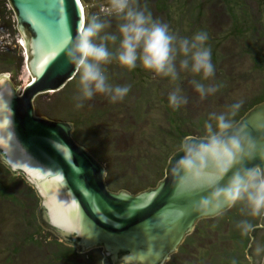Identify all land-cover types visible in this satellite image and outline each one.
<instances>
[{"label":"water","instance_id":"obj_1","mask_svg":"<svg viewBox=\"0 0 264 264\" xmlns=\"http://www.w3.org/2000/svg\"><path fill=\"white\" fill-rule=\"evenodd\" d=\"M7 1L18 30L29 36L33 79L20 94L14 82L0 78V162L35 190L40 225L64 244L79 253L101 248L103 264H168L199 220L228 210L219 200L205 214L193 211L208 195L204 185L213 183L211 175L198 185L175 176L176 152L155 187L138 194L110 190L108 165L74 139L73 125L36 116L40 95L60 91L77 76L64 51L85 23L81 0ZM237 124L264 147V102ZM250 238V264H264V214Z\"/></svg>","mask_w":264,"mask_h":264},{"label":"rangeland","instance_id":"obj_2","mask_svg":"<svg viewBox=\"0 0 264 264\" xmlns=\"http://www.w3.org/2000/svg\"><path fill=\"white\" fill-rule=\"evenodd\" d=\"M147 1L152 2L156 7L155 13L159 20H164L165 16L170 14L166 22H163L180 36L190 37L198 31L208 33L215 75L210 80L201 82L207 86L221 85V87L215 95L201 99L191 83L193 79L199 80V76L181 73V79L172 83L167 78L154 76L138 65L135 70L128 72L129 75L127 74L132 81V85L130 84L132 88L125 102L123 100L112 105L107 96L102 94L94 96L91 100V109L94 107L99 109L103 106L106 109L102 116L97 117L96 123L86 128H96L106 143H113L114 149L109 151L110 153L100 154V157L104 159L103 163L114 164V168L117 169V171L113 170L114 175L111 180L116 188L141 189L140 186L143 183L153 182L156 174L152 170L150 172V168L159 164L165 156V149L171 143L166 133L171 130L172 125L175 124L176 136H181L187 131L193 134L192 137H199L204 131V123L210 113L219 114L226 110V106L242 102L239 115L240 111H246L264 95V69L255 58V55H258L264 60V40L252 39L253 33H250L252 25L260 27L264 33V0H230L229 5L232 6L230 16L225 10V0H220L221 2L214 0ZM81 2L86 11L85 22L91 15L100 14L102 7L107 4V0H81ZM5 4L6 1L0 0V78H7L14 82L21 94L24 87L33 79L27 66L26 45L29 36L27 35L26 38L18 30L16 16L9 2L7 6ZM243 9L249 14L244 24L241 23ZM109 22L112 24L109 31L115 32L114 24L117 22L113 19ZM250 39H252L251 42ZM247 46L251 47L250 50L252 49L253 52H248ZM2 59H6L8 63H2ZM6 67L12 70L4 72L3 69ZM106 67L109 76L114 74L118 76L119 71L123 73L121 74L123 77L126 76V69L115 62ZM74 87L70 86L69 91H72ZM176 87L181 89V94L187 100V103L178 109L171 107L168 102L169 94ZM60 91L40 95L36 116L59 120L52 117L50 111L59 108L57 95ZM83 111L88 115L86 109ZM238 115L235 117L236 120L239 118ZM62 117L60 121H68L65 119L69 117L68 115ZM74 129L75 126L73 131ZM138 166H141L140 174L137 173ZM12 176L15 177L12 179L14 181L12 192L30 191L31 186L26 181L21 182L18 174L9 175L0 168V182L5 178L10 180ZM39 203L38 198L36 216ZM261 216L256 219L257 225ZM20 217L19 208L7 200L0 201V264H71L72 262L103 264L101 248L85 253H79L76 250L77 253L69 256L70 258L57 261L55 252L67 251L66 249L70 246L64 244L53 232L44 229L37 217L35 222L38 223L37 227H31L30 230L25 228L26 225ZM222 224L223 235H219L215 229L211 231L203 226V238L190 240V245L185 247V251L178 250L176 256L168 260V264H211V259L205 255V250L207 251V248L214 243L218 244V249L234 255L235 245L228 240L229 227L223 222ZM194 232L196 230H192L190 235ZM28 234L29 237L26 236ZM32 240L35 243H32ZM58 242L61 244L56 245ZM239 260H242L244 264H250L247 256Z\"/></svg>","mask_w":264,"mask_h":264},{"label":"clouds","instance_id":"obj_3","mask_svg":"<svg viewBox=\"0 0 264 264\" xmlns=\"http://www.w3.org/2000/svg\"><path fill=\"white\" fill-rule=\"evenodd\" d=\"M111 19L117 22L115 32L109 31ZM208 41L205 31L190 37L173 32L167 23L141 7L139 0H107L102 12L87 18L64 51L66 63L78 76L76 106L83 107L97 94L107 96L112 103L129 94L131 85L110 82L106 66L113 62L128 71L139 65L172 83L181 79V73L199 76L191 83L200 98L215 95L221 85L201 82L215 75ZM168 102L178 109L187 100L176 87ZM241 107L242 102H236L219 114L210 113L203 135L185 137L177 146L180 158L172 166L175 176L187 177L194 185L205 175L213 179L212 184L204 185L208 195L194 205L195 212L205 214L222 200L228 209L241 205L249 216L264 214V147L246 126L237 124L235 117ZM236 227L245 235L252 229L248 220H240Z\"/></svg>","mask_w":264,"mask_h":264},{"label":"trees","instance_id":"obj_4","mask_svg":"<svg viewBox=\"0 0 264 264\" xmlns=\"http://www.w3.org/2000/svg\"><path fill=\"white\" fill-rule=\"evenodd\" d=\"M6 1V6L8 5V1ZM214 1H219L220 0H214ZM140 6L141 7H146L148 11H150L154 18L159 19V17L156 15L155 13V8L154 4H152V2H149L147 0H140L139 1ZM226 2V6H225V10L226 12H229V16L231 15V9L229 5L230 0H225ZM142 3V4H141ZM164 7V6H163ZM229 7V8H228ZM244 8V7H243ZM163 10V8H161ZM244 10V9H243ZM9 13L12 14V11L9 10ZM170 16V14L166 15L164 20L161 19V21H165L168 19V17ZM249 14L246 10L243 11V18H242V22L244 24V22L246 21V19L248 18ZM115 21V19H113ZM246 24V23H245ZM114 26L116 27V24H114ZM251 27H253L252 29H250V33L252 34V39H263L264 40V33L262 32L261 28L258 26H254L252 25ZM246 28H248V25H246ZM246 31L249 32L248 29H245ZM112 32H114L113 30H110ZM243 32V29H242ZM250 39V42L251 40ZM256 41V40H254ZM109 48L111 50L113 49L112 45H109ZM251 47L247 46V50L248 52H253V50L251 49ZM257 62L260 64V67L262 69H264V60L261 56L255 55ZM6 59H2L1 62L3 63H8V61H5ZM12 68L10 67H6L3 69L4 72H9L11 71ZM125 77H123V73L121 71H119L118 76L117 75H112L109 76V78L112 77V79H110V82L114 83V84H120V85H124L121 83H128L129 85H132V81L130 79V77H127L129 75V71L125 70ZM131 72V71H130ZM122 74V75H121ZM128 74V75H127ZM125 78V79H124ZM77 78H73L70 82L67 83V85L63 88L62 91L59 92L58 99L57 101H59L58 103V107L59 108H55L56 110H52L50 111V115L52 117H55V119H59L61 120L63 117L62 116H66L68 115L69 117H65L66 120H68L67 122L73 123V126H75V129L73 131V136L74 139L82 144L83 146H85L88 150H90V152L98 158V160H100L101 162L104 161V159H102L100 157V154H107L110 153L109 151L114 149V145L113 143H106L104 141L103 136L99 133V131L96 128L93 127H89L86 128V126H90L92 123H96L97 122V117L102 116L105 109L104 106L103 107H99L98 108H92L91 105V100L90 101H86L83 104V107H77V95H78V89H77ZM125 80V82H124ZM120 82V83H118ZM70 83V84H69ZM73 83V84H72ZM127 84V85H128ZM76 85V86H75ZM72 86L74 88H72V91H69V87ZM132 88V87H131ZM129 95V94H128ZM127 95V96H128ZM126 96V97H127ZM126 97L123 99L124 102L126 101ZM122 100V101H123ZM264 102V95H262L261 97L258 98V101L253 103L246 111H240L239 113V118L236 120V122H238L251 108H253L255 105ZM112 105H114L111 102ZM83 109H86V111L88 112V115L85 114V112L83 111ZM84 112V113H83ZM90 113V115H89ZM61 115V116H60ZM171 121V119H170ZM172 122V121H171ZM173 124V123H172ZM174 127L175 124L172 125L171 130L167 131L166 134L169 135V138L171 139V143L169 144V146L166 147V154L165 156L162 157L161 161L159 162V164H156L154 166H151L150 168V172L151 170L154 171L155 178L153 180L152 183H143L140 188L141 189H134V188H128V187H121V188H116L114 186V184L112 183V178L114 175L113 170L115 169L114 164L110 165L109 162H106V164L110 165L109 170L107 169V176H106V182L107 185L109 187L110 190L114 191V192H118L120 190H128L129 192H131L132 194H138L144 190H147L149 188L155 187L159 181H161L164 177V172H165V168L168 164L169 158L176 153L177 151V146L178 144L185 138L188 136H193V134L188 133L187 131L185 133H183V135H179L176 136V133L174 131ZM84 128H86L84 131ZM82 133H84L82 135ZM201 135H203V133H200ZM200 135V136H201ZM81 137V138H80ZM84 138V139H82ZM103 140V141H102ZM109 167V166H108ZM0 168L4 169V171L9 174L12 175L10 173V171L4 167L3 164L0 163ZM139 171L137 173L140 174L141 172V166H138ZM144 168V167H143ZM114 171H117V169H115ZM149 172V171H148ZM15 177L12 176L9 178H5L4 181L0 182V201H9L10 203H12L13 205H15L17 208H19V210L21 211V220L23 222V224L26 225L25 228L29 229L31 227H37L38 223L36 224L35 222L37 221L36 219V215H35V209L36 207H38V196L36 194V192L34 191V189L32 187H30V191H27V193H24L23 191H16L15 193L12 192V188L14 187V181L12 179H14ZM23 178L20 176L19 180L21 182L25 183V180H22ZM11 184V185H10ZM242 206L241 205H237L236 207H233L231 209H228L222 213H220L219 215L213 217V218H206V219H201L199 220V222L197 223L195 230L196 232H194L192 235L186 237V239H184V242L181 244L180 248L178 250L180 251H185V247H187V245L189 246V242L190 240L193 241V238H195L196 240L203 238L202 236V231H203V226L205 227V229L207 230H211L214 231V229L217 231V233H219V235H223L224 233L222 232V227H223V223L227 224V226L229 227V238L228 240L231 241L234 245H235V254H231L230 252H226L225 250H221L218 249V244L214 243L211 246H209L207 248V251L205 250V255L208 257H210L211 259V264H244L242 260L239 259H243L244 257L247 256L246 254V250L248 248V245L250 243V232L245 235L242 234L241 230L238 229L236 227V224L240 221V220H248L250 222V224L252 225V228H254L255 226H257V221L256 219L259 217H252L246 214V212H242ZM36 216V217H35ZM20 223H22L21 221H19ZM222 224V227H221ZM200 225V226H199ZM252 230V229H251ZM31 233V231L29 232ZM208 233H206L207 235ZM29 237V234L26 235ZM226 237V235H225ZM223 239V238H221ZM225 240V239H224ZM226 241V240H225ZM32 243H35L34 240L31 241ZM60 245L61 243H57L56 245ZM16 246V245H15ZM217 249V251H216ZM67 251H63V252H55V256L57 257V261H61L62 260H66L67 257H71L74 255V253H77L76 249L73 247H68L66 249ZM233 255V256H232ZM103 256V255H102ZM175 255L173 254L171 256L170 259H173ZM69 257V258H70ZM103 259V257H102ZM241 261V262H240ZM71 264H75L74 262H72ZM246 264V263H245Z\"/></svg>","mask_w":264,"mask_h":264}]
</instances>
